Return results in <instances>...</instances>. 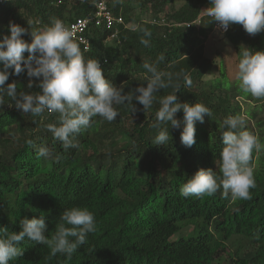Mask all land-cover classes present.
<instances>
[{
    "label": "trees",
    "instance_id": "obj_1",
    "mask_svg": "<svg viewBox=\"0 0 264 264\" xmlns=\"http://www.w3.org/2000/svg\"><path fill=\"white\" fill-rule=\"evenodd\" d=\"M96 1H5L0 3V37L10 35L11 21L28 30L22 39L30 43L31 30L50 26L53 19L67 24L86 18L95 13ZM104 1L124 22L113 29L92 22L85 33L89 50L80 44L85 59L98 60L105 78L125 94L146 86L150 74L145 62L172 73L171 83L156 93L157 100L145 112L134 100L138 111L116 106L119 115L113 122L94 117L92 129L77 135L78 147L67 150L47 129L59 124L57 113L23 114L5 94L0 104V226L19 233L23 219L43 215L50 237L65 209L88 208L97 231L70 264H264V152L254 153L251 199L232 201L223 189L202 198L180 195L183 184L200 169L219 172L226 118L243 117V130L264 141V98L244 93L224 67L220 77L206 79L215 61L206 56L205 42L217 23L203 11L209 0H184L177 9L172 7L175 0ZM139 28L151 31L149 47L141 44ZM225 38L239 59L244 47L264 51V32L252 36L232 24ZM161 55L165 59L157 63ZM184 74L190 76L191 87L184 85ZM13 82L18 91H39L27 88L26 72L10 76L6 84ZM170 94L180 103H202L211 110V117L196 122L191 148L181 143L183 125H162L169 129V142L155 144L158 101ZM246 101L256 106L245 110ZM175 118L182 121L183 111ZM40 146L48 147L52 156L38 157ZM20 247L23 256L10 264H65L63 255L51 257L47 246L28 238Z\"/></svg>",
    "mask_w": 264,
    "mask_h": 264
},
{
    "label": "clouds",
    "instance_id": "obj_2",
    "mask_svg": "<svg viewBox=\"0 0 264 264\" xmlns=\"http://www.w3.org/2000/svg\"><path fill=\"white\" fill-rule=\"evenodd\" d=\"M209 4L210 7L203 11L225 32L232 24L242 25L252 36L264 32V0H209ZM8 30L10 35L0 37V104L6 94L23 114L57 113L59 124H48L47 129L66 150L78 147L77 135L92 129L96 123L94 117L115 121L119 115L116 106L126 104L131 112H136L135 100L143 106L142 111L151 109L157 100L156 93L169 87L172 80V73L158 71L155 63L145 62L142 66L150 74L146 86L125 94L123 87H117L105 78L98 60L85 59L80 47L82 39H74L73 32L62 20L53 19L50 26L31 30L30 43L22 39L23 35L29 34L26 28L10 21ZM139 31L143 33L141 44L149 47L151 31L147 28H139ZM25 52L28 53L26 58ZM164 59L163 55L159 56L157 63ZM25 72L27 88L35 86L38 92L18 91L16 82L6 84L10 76ZM236 78L244 93L257 99L264 98V51L244 47ZM183 82L187 87L192 85L188 74L183 75ZM179 87L176 86L177 92ZM158 102L160 107L152 125L160 129L155 144L169 142V129L161 128L162 125L170 124L176 129L183 125L181 143L191 148L196 143V122L203 123L205 116L211 117V110L202 103H180L176 94L167 95ZM181 110L182 121L175 118ZM222 127L227 130L222 134L224 146L218 159L219 172L200 169L180 188L182 197L202 198L223 189V194L226 197L230 194L232 201L251 199L250 190L255 187L252 161L254 153L264 152V141L258 134L243 130L245 121L241 116L226 118ZM28 143L32 144L31 141ZM37 155L47 159L52 152L48 147L40 146ZM21 226L19 233L0 226V264H10L23 256L20 245L25 238L47 246L51 257L63 255L65 264H70L73 255L87 243L88 236L97 231L94 214L88 208L80 207L65 209L50 237L45 235L43 215L25 218Z\"/></svg>",
    "mask_w": 264,
    "mask_h": 264
},
{
    "label": "rangeland",
    "instance_id": "obj_3",
    "mask_svg": "<svg viewBox=\"0 0 264 264\" xmlns=\"http://www.w3.org/2000/svg\"><path fill=\"white\" fill-rule=\"evenodd\" d=\"M184 3V0H175L173 8L177 9ZM144 19H150L149 16H144ZM205 54L208 58L215 61V67L212 73L206 76V79L213 77H220L221 70L224 67L225 73L231 82L238 81L236 78V72L238 67L239 58L232 44L225 38L224 33H220L218 30L208 37L205 42ZM255 100H259L254 98ZM256 106L254 101H246L244 109H253ZM188 230H184L182 233H187Z\"/></svg>",
    "mask_w": 264,
    "mask_h": 264
},
{
    "label": "built area",
    "instance_id": "obj_4",
    "mask_svg": "<svg viewBox=\"0 0 264 264\" xmlns=\"http://www.w3.org/2000/svg\"><path fill=\"white\" fill-rule=\"evenodd\" d=\"M8 0H0V3H3ZM95 13L89 15L86 18H78L73 22L65 24L73 32L74 39L80 41L84 45L85 50H89L90 42L85 36L89 25L94 22L97 25H104L107 29H113L117 24H122L124 19L122 17L116 18L111 10L107 7L104 0H97L94 3ZM190 26V25H187ZM215 30H218L220 33H228V30L225 32L218 26V22L215 25Z\"/></svg>",
    "mask_w": 264,
    "mask_h": 264
}]
</instances>
